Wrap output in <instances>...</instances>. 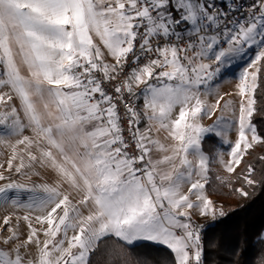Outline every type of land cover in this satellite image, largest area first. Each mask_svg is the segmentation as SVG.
<instances>
[{
    "label": "snow or ice",
    "instance_id": "6c2138e0",
    "mask_svg": "<svg viewBox=\"0 0 264 264\" xmlns=\"http://www.w3.org/2000/svg\"><path fill=\"white\" fill-rule=\"evenodd\" d=\"M261 153L264 0H0V264H205Z\"/></svg>",
    "mask_w": 264,
    "mask_h": 264
},
{
    "label": "trees",
    "instance_id": "16d2710c",
    "mask_svg": "<svg viewBox=\"0 0 264 264\" xmlns=\"http://www.w3.org/2000/svg\"><path fill=\"white\" fill-rule=\"evenodd\" d=\"M214 147L212 142L204 144L208 153H212ZM260 151L257 148V152ZM245 191L248 195L242 197L223 188L212 196L225 215L205 231V264H264V241L259 239L264 233V184L246 187ZM208 218L198 217L196 221ZM137 255L147 257L151 264L171 259L170 251L161 246L138 249L131 254V264H135ZM96 264H105L103 254L96 257Z\"/></svg>",
    "mask_w": 264,
    "mask_h": 264
},
{
    "label": "built area",
    "instance_id": "2783aa9c",
    "mask_svg": "<svg viewBox=\"0 0 264 264\" xmlns=\"http://www.w3.org/2000/svg\"><path fill=\"white\" fill-rule=\"evenodd\" d=\"M219 218L218 217L217 219L213 220V219H208V220H205V221H196L197 223H199L200 225L203 226V229H204V233H203V240H204V234H205V231L209 228V227H212V226H215L217 224V222L219 221ZM204 258H205V247H204Z\"/></svg>",
    "mask_w": 264,
    "mask_h": 264
},
{
    "label": "rangeland",
    "instance_id": "374dc122",
    "mask_svg": "<svg viewBox=\"0 0 264 264\" xmlns=\"http://www.w3.org/2000/svg\"><path fill=\"white\" fill-rule=\"evenodd\" d=\"M235 86V82L234 81H229V82H226L223 86V90H231L232 88H234ZM215 119V117L212 118V120H206L205 121V124H211L213 122V120ZM213 151L215 150V147L212 148ZM4 158L3 157H0V161H2ZM210 219V217L208 218ZM207 219V220H208Z\"/></svg>",
    "mask_w": 264,
    "mask_h": 264
},
{
    "label": "crops",
    "instance_id": "0c3cea01",
    "mask_svg": "<svg viewBox=\"0 0 264 264\" xmlns=\"http://www.w3.org/2000/svg\"><path fill=\"white\" fill-rule=\"evenodd\" d=\"M212 199H213V198H212ZM213 200H214V199H213ZM198 217H200V216L195 217V219L198 218Z\"/></svg>",
    "mask_w": 264,
    "mask_h": 264
}]
</instances>
